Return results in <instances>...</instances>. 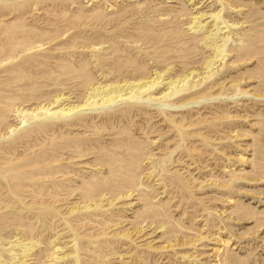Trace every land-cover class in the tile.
Wrapping results in <instances>:
<instances>
[{
    "label": "rangeland",
    "instance_id": "obj_1",
    "mask_svg": "<svg viewBox=\"0 0 264 264\" xmlns=\"http://www.w3.org/2000/svg\"><path fill=\"white\" fill-rule=\"evenodd\" d=\"M0 264H264V0H0Z\"/></svg>",
    "mask_w": 264,
    "mask_h": 264
},
{
    "label": "bare ground",
    "instance_id": "obj_2",
    "mask_svg": "<svg viewBox=\"0 0 264 264\" xmlns=\"http://www.w3.org/2000/svg\"><path fill=\"white\" fill-rule=\"evenodd\" d=\"M197 19H198V17H197ZM160 77L161 76L157 75V77L154 79L141 80L138 83H126L125 82L126 84L125 85L122 84V86H121V83H118L117 85H110L108 87H98V88L95 87V88L91 89V91H94V93L92 92V94H90L88 96V99L86 100V102L84 104L73 106V107L70 106L68 108L63 107L62 109H56V110H54L55 109L54 107H52V108L47 107L45 111L48 115H59V114L70 115V114L75 113L76 111L84 109L86 106H91L92 103L96 102V104H97L98 102L96 100L98 98H100L101 96H103V97L100 99L99 102H101L102 105H106L108 103H113L118 98H121V100H129L132 97H134L136 93H139V92L144 93V92L148 91L149 88H152L153 86H155L157 84V82L159 81ZM188 78H189V75L185 76V78H183L181 80V82L185 83L186 80H188ZM91 100H93V101H91ZM44 109L45 108H39V109L37 108L34 111V113H36V111H38V110H44Z\"/></svg>",
    "mask_w": 264,
    "mask_h": 264
}]
</instances>
